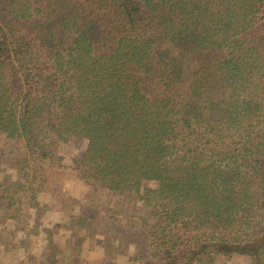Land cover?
I'll return each instance as SVG.
<instances>
[{
	"label": "trees",
	"instance_id": "obj_1",
	"mask_svg": "<svg viewBox=\"0 0 264 264\" xmlns=\"http://www.w3.org/2000/svg\"><path fill=\"white\" fill-rule=\"evenodd\" d=\"M45 126L52 146L82 140L89 189L141 203L158 185L129 262L264 264V0H0V135L22 146L0 181L9 238L59 161ZM52 232L50 256L21 264L119 257L107 234Z\"/></svg>",
	"mask_w": 264,
	"mask_h": 264
},
{
	"label": "rangeland",
	"instance_id": "obj_2",
	"mask_svg": "<svg viewBox=\"0 0 264 264\" xmlns=\"http://www.w3.org/2000/svg\"><path fill=\"white\" fill-rule=\"evenodd\" d=\"M42 136L50 145L47 126L43 128ZM21 147L18 143L5 141L0 135V181L9 176L17 178V170L13 167L15 163H18V169L21 167L18 160ZM50 150L59 161L47 165L39 172L40 179L37 185L28 197L23 199V205L20 207V228L14 229L16 231L14 237L9 238L6 233H0V237H3L6 243H10L7 248L0 246V264H21L26 261L28 255L38 259L50 256L47 249L49 231H53L52 237L55 238V242L59 236H54L61 233L60 237L66 236L69 243L74 237H86L87 231H93L99 246L105 245L106 240L102 235L107 234L106 244L114 246L116 256H119L115 257L112 263L134 264L129 262V259H133L137 252L133 245H128L129 239L135 236L134 232L137 229L135 227L139 225L138 219L142 216L149 217L152 213L155 201L159 197L158 185L155 182L146 184L144 193L147 197L141 203L134 197L119 198L106 194L101 189L91 190L73 171L74 161L80 159L85 150L82 140L50 145ZM93 199L96 202H92ZM177 201L176 196L174 202ZM56 227L59 229L55 230ZM26 229L28 232L22 231ZM128 229L133 230L129 233ZM22 242L25 244H21ZM96 246L91 245L93 249ZM84 252L88 259L94 257L101 260L104 257L101 250L89 255L86 247ZM146 253L145 250L144 254ZM111 259L113 257L103 263ZM87 261L90 264V261ZM149 263L155 264L154 261ZM221 264H250V260L239 257Z\"/></svg>",
	"mask_w": 264,
	"mask_h": 264
}]
</instances>
